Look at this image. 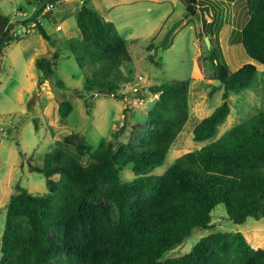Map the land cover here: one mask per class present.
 Here are the masks:
<instances>
[{"label":"trees","instance_id":"1","mask_svg":"<svg viewBox=\"0 0 264 264\" xmlns=\"http://www.w3.org/2000/svg\"><path fill=\"white\" fill-rule=\"evenodd\" d=\"M27 1L34 11L23 20V26L34 21L42 38L55 46L37 18L48 4L60 0ZM244 3L248 17L234 32L231 44L241 43L250 59L264 65V0ZM204 5L210 8L203 29L207 35L206 29L217 15L212 8L220 4L187 0L185 16L193 17L199 13L196 7ZM75 18L81 39H68L67 51L84 72L83 89L116 93L122 80L130 81L121 70L131 60L124 38L86 0L76 9ZM15 24L0 15V59L6 44L14 38L20 40L11 33ZM209 39L208 58L214 67L212 76L223 88V102L193 127L195 141L216 134L230 113L231 93L239 94L257 82L254 63L230 71L215 46V33ZM147 48L151 50L153 44ZM59 53L56 48L50 58L35 60L41 71L38 85L55 72ZM190 81L172 80L149 87L158 96L147 112L148 128L135 148L130 143L116 148L113 141H103L91 149L76 142L80 154L90 151L92 161L86 166L60 149L44 154L42 166L35 170L43 174L48 192L34 195L15 185L6 205L0 264H264V249L254 248L241 232H213L183 255L164 256L196 230L213 228L210 213L219 203L236 224L264 217V108L216 140L178 156L162 174L150 173L163 165L188 120ZM71 110L68 100L59 103L62 117ZM123 115L125 118V109ZM75 135L69 134L65 141L70 143ZM126 167L136 176L123 181L120 172Z\"/></svg>","mask_w":264,"mask_h":264},{"label":"rangeland","instance_id":"2","mask_svg":"<svg viewBox=\"0 0 264 264\" xmlns=\"http://www.w3.org/2000/svg\"><path fill=\"white\" fill-rule=\"evenodd\" d=\"M231 1L220 3L215 21L206 29L207 35L203 32L199 13H196L190 17L195 29L183 26L164 49H158L153 59L150 57L154 54V46L162 40L160 37L164 28L169 25L171 17L185 12L187 0H167L161 4L138 1L132 5L112 7V14L121 15L116 24L128 23L118 31L126 39L131 56V60L121 67L123 74L130 79L129 82L122 80L121 90L136 85L141 87L143 97L141 104L136 105L137 100L112 98L108 94L92 97V93L83 89L84 72L71 52L67 51L68 39H81L75 18V7L80 6V0H62L53 9L46 8L38 16L37 20L55 40V46L42 38L34 28V21L28 33L21 28L33 4H28L27 0H0V15L10 23L20 18L14 25L20 40L14 38L6 44L0 59V246L6 205L15 192V185L20 184L34 195L48 192L43 174L35 170L36 166H42L44 154L60 149L86 166L92 161L90 151L80 154L75 147L76 142L90 145L91 149L103 141H113L116 148L126 143H130L132 148L137 146L142 133L148 128L147 112L156 100L149 90L150 86L191 79L188 120L170 146L163 165L150 170L151 174H162L178 156L216 140L230 127L264 108V65L250 60L241 43L231 44L234 32L239 31L247 20L245 3L244 0H236L231 5ZM86 5L94 8L101 18L108 17L110 4L107 0H86ZM64 10L71 11L68 20L73 28L68 32L59 22L52 20ZM47 11L52 14L44 15ZM155 25L157 28H154ZM195 32L199 39L197 56ZM212 32L216 35L215 46L220 49L228 69L235 71L245 63H254L257 66V82L253 88L239 94L231 93L228 99L230 113L218 126L216 134L207 140L195 141L193 127L223 102V88L219 80L213 78L214 67L208 58L211 46L208 47L204 40L205 36L214 35ZM149 44H153L151 50L147 48ZM56 48L60 53L55 72L48 81L38 85L41 71L36 67L35 60L50 58ZM62 100L72 104L67 117H62L58 111ZM71 133L76 135L68 143L65 137ZM135 176L130 167L120 172L123 181ZM53 178L57 179L58 175ZM210 214L213 228L196 230L180 245L168 250L165 258L187 253L201 237L217 231L241 232L254 248L264 249V217L259 220L249 218L243 224H236L228 218L223 203L217 204Z\"/></svg>","mask_w":264,"mask_h":264},{"label":"crops","instance_id":"3","mask_svg":"<svg viewBox=\"0 0 264 264\" xmlns=\"http://www.w3.org/2000/svg\"><path fill=\"white\" fill-rule=\"evenodd\" d=\"M61 1L62 0H60V3H61ZM65 1H67V0H65ZM108 2H109V4H110V8L108 9V17H106L105 19H103V18H101L102 19V21L104 22V23H106V24H112V25H114L115 26V28L117 29V31H119V29L120 28H123V26H125L126 24H128V23H122V22H119L118 24H116V20L121 16L120 15V13H116V14H112L111 12H112V7H116V8H118V7H121V6H127V5H132L134 2H138V1H151L152 3H154V4H161V3H164L165 1H167V0H107ZM202 1H205V0H198V2H202ZM213 3H215V5L216 4H220L221 2H224V0H211ZM235 1L236 0H232L231 1V5H233L234 3H235ZM174 2H175V0H174ZM27 3L28 4H30L28 1H27ZM82 2H81V0H80V4H81ZM220 7V6H219ZM219 7H215L214 8V10H213V14L214 15H216V14H218L219 13ZM76 9H77V7H75ZM33 10H34V6H32V11L30 12V14L28 15V16H25V17H29V16H31L32 14H33ZM71 10V9H70ZM147 10L148 11H150L151 9H150V7H148L147 8ZM185 10H186V7H185ZM215 11V12H214ZM71 12V11H70ZM69 11H67V10H64V11H62L61 12V15H59L57 18H55V17H53V21H55V22H59V24H60V26H62V28L63 29H65V30H67V32H68V30H71L73 27H72V25H71V23L69 22V20H68V17H69V13H70ZM165 17V16H164ZM190 17H192L191 15H189V16H185V12L183 13V14H177L176 16H174V17H171L170 18V20H169V25L168 26H166L165 28H164V30H163V32H162V35H161V37H160V40L162 39V37H163V35H164V33L170 28V26L175 22V21H177V20H179L180 18H183V22L178 26V28L173 32V34L171 35V37L177 32V31H179L183 26H186V25H189V28H194L195 29V26H194V24H193V22H191L190 21ZM23 18V17H22ZM163 18V17H162ZM18 19H20V18H16L15 20H14V22L15 21H17ZM212 20V19H211ZM145 21L146 22H148L149 21V18H145ZM32 22L30 23H27V25H26V27H24L23 25H21V28H24V30L26 31V33H28L29 32V28H31L32 27ZM227 24V23H226ZM225 25V24H224ZM154 28H157V26L155 25L154 26ZM160 28H162V26L160 27ZM17 29V27H15V28H13L12 30H11V33L13 34V35H16V33H15V30ZM74 31V30H73ZM79 37H81V34H80V31H79ZM130 36H131V34H130ZM123 37V36H122ZM171 37H170V39H171ZM124 38V37H123ZM194 39H195V45H196V56H197V53H199L198 52V46H199V39H198V37H197V32H195V36H194ZM124 40H125V42H126V39L124 38ZM169 43H170V41H169ZM126 45H127V43H126ZM131 57V56H130ZM250 60H252V59H250ZM253 61V60H252Z\"/></svg>","mask_w":264,"mask_h":264},{"label":"water","instance_id":"4","mask_svg":"<svg viewBox=\"0 0 264 264\" xmlns=\"http://www.w3.org/2000/svg\"><path fill=\"white\" fill-rule=\"evenodd\" d=\"M196 9L199 12L200 15V21H201V26L203 29H205L206 24H207V16L210 14V8L207 5L204 6H197ZM183 22V18H180L179 20L175 21L170 28L164 33V36L161 40V42L154 46V54L150 57L153 59L155 55L157 54L158 49H164L170 41V37L173 34V32L178 28V26ZM204 40L206 41V45L210 47V39L208 36L204 37ZM127 96L130 98H137L141 96V91L136 90V91H130L127 93Z\"/></svg>","mask_w":264,"mask_h":264},{"label":"built area","instance_id":"5","mask_svg":"<svg viewBox=\"0 0 264 264\" xmlns=\"http://www.w3.org/2000/svg\"><path fill=\"white\" fill-rule=\"evenodd\" d=\"M83 1H85V0H81V2H83ZM58 2H60V1H57L56 3H50V4H48L47 5V9H53L57 4H58ZM136 90H140L141 91V96L140 97H137V98H135V99H130L128 96H127V93L128 92H130V91H136ZM100 95V93H98V92H94V93H92V97H98ZM110 97H112V98H116V96H119L120 98H122V97H125V98H128L129 100H134V102L137 100L138 101V103H136V105L138 104H141V100H142V97H143V92H142V88L141 87H139L138 85H136V86H131L129 89H126V90H119V91H117L116 93H111L110 95H109ZM157 96H158V94H153V97L154 98H157ZM133 102V103H134Z\"/></svg>","mask_w":264,"mask_h":264}]
</instances>
